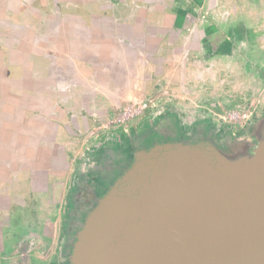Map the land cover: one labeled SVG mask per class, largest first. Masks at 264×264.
<instances>
[{"label":"crops","instance_id":"crops-1","mask_svg":"<svg viewBox=\"0 0 264 264\" xmlns=\"http://www.w3.org/2000/svg\"><path fill=\"white\" fill-rule=\"evenodd\" d=\"M36 1L15 0L26 4L18 26L0 21L1 211L10 195L56 191L81 118L183 86L185 56L201 50L187 44H198L208 13L216 15L208 0H55L57 12Z\"/></svg>","mask_w":264,"mask_h":264},{"label":"flooded vegetation","instance_id":"flooded-vegetation-1","mask_svg":"<svg viewBox=\"0 0 264 264\" xmlns=\"http://www.w3.org/2000/svg\"><path fill=\"white\" fill-rule=\"evenodd\" d=\"M205 1L191 3L199 7ZM218 1L206 2L215 6L216 15L208 13L199 43L187 44L201 50L191 49L185 56L183 86L154 97L135 96L145 104L141 112L120 122L114 119L104 130L93 129L92 122L108 119L112 110L107 117L81 118L83 131L67 153L68 169L54 179L56 191L38 196L27 189L26 195L8 196L6 208L0 209V264H71L93 197H103L132 167L139 152L166 143H216L247 121L264 93V0ZM0 2V21L18 26L26 4ZM22 2L30 6L31 0ZM36 3L55 12L61 4ZM137 98L129 105L139 103Z\"/></svg>","mask_w":264,"mask_h":264},{"label":"water","instance_id":"water-1","mask_svg":"<svg viewBox=\"0 0 264 264\" xmlns=\"http://www.w3.org/2000/svg\"><path fill=\"white\" fill-rule=\"evenodd\" d=\"M260 99L216 143L139 152L103 197L92 196L71 264H264Z\"/></svg>","mask_w":264,"mask_h":264},{"label":"rangeland","instance_id":"rangeland-1","mask_svg":"<svg viewBox=\"0 0 264 264\" xmlns=\"http://www.w3.org/2000/svg\"><path fill=\"white\" fill-rule=\"evenodd\" d=\"M257 88H259L257 92H260L261 86L257 87ZM213 90H217V89L214 88ZM163 92L164 91L160 87H158V88H156L154 90H151V91L147 92L145 97L146 98L154 97L155 95L157 96L158 94L163 93ZM137 100L139 101V100H141V98L139 97V98H137ZM141 101H139L140 104H142ZM130 102L131 101H128L127 104L129 105ZM126 106L127 105H123L121 107L112 108V112H111V114H109L108 119H106V120H98L97 122H92L93 123V125H91L92 128L95 129V130H104V129L108 128L110 126V124H113L114 122H116V121H114V119L117 118V116L123 111L124 107H126ZM128 117L130 118L131 116L128 115ZM118 122H120V121H118Z\"/></svg>","mask_w":264,"mask_h":264},{"label":"built area","instance_id":"built-area-1","mask_svg":"<svg viewBox=\"0 0 264 264\" xmlns=\"http://www.w3.org/2000/svg\"><path fill=\"white\" fill-rule=\"evenodd\" d=\"M145 104H140V103H133L132 105H127L124 107L123 111L115 118L116 121H123L128 118V115L131 117L139 114Z\"/></svg>","mask_w":264,"mask_h":264}]
</instances>
